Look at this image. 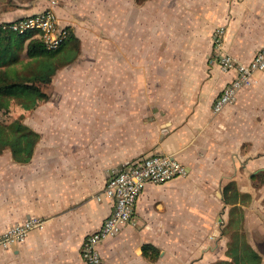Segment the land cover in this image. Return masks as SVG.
Segmentation results:
<instances>
[{
    "label": "crops",
    "instance_id": "obj_1",
    "mask_svg": "<svg viewBox=\"0 0 264 264\" xmlns=\"http://www.w3.org/2000/svg\"><path fill=\"white\" fill-rule=\"evenodd\" d=\"M124 2L113 4L109 44L100 30L107 10L94 0H42L0 15L7 24L52 8L80 41L79 56L85 42L112 46L113 85L121 78L128 86L127 98H49L26 113L24 124L40 139L26 164L9 150L0 154V234L29 218L44 223L22 244L0 248V264H85L83 241L113 211L112 200L96 199L107 178L154 154L172 156L188 174L143 189L136 224L100 245L102 264L227 260L223 190L235 182L250 196L264 172V72L215 114L213 103L236 72L221 69L214 31L225 29L222 54L249 63L264 46V0H128L121 25ZM143 247L157 257L144 256Z\"/></svg>",
    "mask_w": 264,
    "mask_h": 264
},
{
    "label": "built area",
    "instance_id": "obj_2",
    "mask_svg": "<svg viewBox=\"0 0 264 264\" xmlns=\"http://www.w3.org/2000/svg\"><path fill=\"white\" fill-rule=\"evenodd\" d=\"M52 3L55 4V1ZM6 28L17 34L36 32V36L47 51L60 48L68 37V31L60 27L52 8L3 26V29ZM224 34L225 29L222 27L214 31V51L218 54L220 52L221 69L226 72L234 70L236 77L215 99L212 108L215 114L235 101L238 92L251 83L255 73L264 72V46L259 48L249 63L243 64L230 55L222 54ZM187 174V168L181 162L172 156L158 154L140 157L113 171L107 178L102 192L96 196L97 200L102 198L112 200L113 211L100 228L83 241L82 261L85 264H102L100 245L117 236L126 226L136 224V204L147 185H162L184 178ZM43 223L44 220L41 218L33 217L9 227L0 234V248L8 249L12 245L22 244L27 235L41 228Z\"/></svg>",
    "mask_w": 264,
    "mask_h": 264
},
{
    "label": "trees",
    "instance_id": "obj_3",
    "mask_svg": "<svg viewBox=\"0 0 264 264\" xmlns=\"http://www.w3.org/2000/svg\"><path fill=\"white\" fill-rule=\"evenodd\" d=\"M143 4L149 0H135ZM7 24L0 23V154L9 150L17 163H28L33 155L40 136L24 124L26 113L34 110L49 98L43 92V86L50 85L56 72L73 63L79 56L81 44L69 30L66 41L60 48L44 49L36 32L17 34L3 29ZM10 101L20 106L22 113L16 118L10 117ZM249 195L241 194L234 183L223 190L222 202L229 207L226 224L229 234L227 260L214 264H261V255L255 251L243 232V210L241 208ZM226 228L223 231L227 234ZM152 253L155 259L158 252L151 247H143V255Z\"/></svg>",
    "mask_w": 264,
    "mask_h": 264
},
{
    "label": "rangeland",
    "instance_id": "obj_4",
    "mask_svg": "<svg viewBox=\"0 0 264 264\" xmlns=\"http://www.w3.org/2000/svg\"><path fill=\"white\" fill-rule=\"evenodd\" d=\"M42 0H0V15L4 13H11L19 7L37 8ZM48 1V0H46ZM98 2L96 9L107 10L106 13L101 14L100 18L108 21V25L102 31L104 39H107V44L111 42L113 36L112 21V7L117 0H94ZM121 3L122 16L121 25L127 23L128 16V0ZM63 2V1H62ZM60 2V5L62 4ZM104 5L105 7H102ZM127 30L121 28L120 32ZM125 34V32H124ZM127 34V32H126ZM90 41L83 45L81 55L71 64L59 69L52 78L50 85L43 86L42 90L54 100L55 98H127L128 86L124 79L122 85L116 87L113 85L114 71L113 55L111 47H99L98 43ZM118 92H116V89ZM158 87H151L154 96H158ZM175 89V88H174ZM173 89V90H174ZM10 117H18L22 111L20 106L10 101ZM143 157V156H140ZM138 157V158H140ZM264 172L256 182L252 183V187L258 190L250 194V197L245 199L242 203L243 210V232L249 243L261 255L262 264H264ZM244 185V179L240 180ZM235 183V182H234ZM237 187V183H235ZM248 214L247 224L245 214ZM218 217L221 222L222 229L226 228V223L229 217V207L222 203V208L219 211ZM226 228V232H227ZM225 230V229H224ZM229 240V234L224 235Z\"/></svg>",
    "mask_w": 264,
    "mask_h": 264
}]
</instances>
